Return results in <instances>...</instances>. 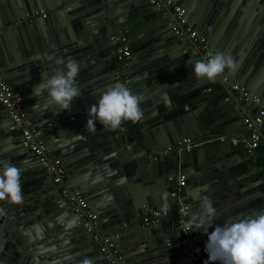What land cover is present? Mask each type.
<instances>
[{
	"label": "water",
	"instance_id": "1",
	"mask_svg": "<svg viewBox=\"0 0 264 264\" xmlns=\"http://www.w3.org/2000/svg\"><path fill=\"white\" fill-rule=\"evenodd\" d=\"M174 1L182 4L187 24L204 37L209 52L232 56L236 67L226 69L229 79L258 103L243 110L244 103L226 100L219 82L206 92L213 85L195 78L192 66L203 55L192 54L191 41L181 43L167 26V7L147 0H0V74L14 92L22 91L33 128L125 264H172L164 240L174 231L181 236L173 224L180 203L189 206L190 220L204 197L231 186L230 191H238L239 214L221 219L222 211L216 210L209 232L217 224L264 214V155L246 153L251 131L244 124L264 108V0ZM41 11L44 16L36 15ZM119 35L131 50L125 67L129 89L144 101L142 119L124 122L113 134L99 122L93 130L87 121L89 107L116 84L120 44L111 37ZM59 59H74L81 66L76 78L81 97L65 111L47 103L46 91L33 95L41 79L64 68ZM67 115L73 121L67 123ZM55 117L62 119L56 122ZM258 131L264 139V118ZM20 139L21 131L12 128L0 106V168L11 164L20 169L24 195L22 205L0 201V264H81L85 258L109 264L100 258L84 219L73 213ZM183 139L192 142L189 149L179 146ZM168 147L170 156L157 159ZM179 176L183 185L176 187ZM181 197L186 198L178 201ZM163 209L168 216L156 225L122 228L141 213ZM207 238L198 241L196 264L208 259Z\"/></svg>",
	"mask_w": 264,
	"mask_h": 264
},
{
	"label": "built area",
	"instance_id": "2",
	"mask_svg": "<svg viewBox=\"0 0 264 264\" xmlns=\"http://www.w3.org/2000/svg\"><path fill=\"white\" fill-rule=\"evenodd\" d=\"M147 2L157 8H169V15L165 14L166 24L171 28L181 43L187 44L188 41H191L189 51L192 54L201 53L204 60L212 54L208 51L204 37L199 34L198 30L187 24L184 9L174 0H147ZM39 14L42 16L45 15L42 11L36 13V15ZM26 19L30 21L31 17L27 16ZM111 39L120 44L116 49V57L120 65L114 73L115 82L129 87L130 78L125 72V67L126 62L131 56L130 47L125 43L126 38L124 35L113 36ZM215 81L216 83L213 81L210 82L213 85H217L218 82L221 83L225 87V91L230 94L226 100L233 97L231 94L235 93L237 97L233 98L239 103L256 104L259 102L257 97L249 96L243 85L230 80L226 71L223 76L217 78ZM211 87L207 88L206 92H211ZM0 106L11 121L12 128H17L21 131V147L33 154L34 160L39 163L44 171V175L52 180L63 199L72 206L73 213L84 219V229L91 234L92 241L98 249L100 258L107 260L109 264H125L117 250H115L113 241L106 235H103L102 231L98 230L97 217L87 210L88 205L85 199L77 190L71 187L66 178L67 172L64 166L48 149L46 143L41 138L40 131L33 128L32 122L24 107L22 96L13 91L10 85L2 78L1 74ZM263 118L264 108H261L255 116L244 120L247 129L251 131L250 138L245 146L248 155H253L259 149L264 150V140L258 131V127L261 125ZM59 120H61L60 117H55L56 122ZM68 121H73V117H68ZM111 131L116 133L118 129ZM179 146L189 149L192 146V142L189 139H183L179 142ZM172 151L170 147L163 149L156 154V158L162 159L170 156ZM183 181L184 177L179 176L176 187H181ZM171 196L175 197V193H172ZM177 200H185V197L178 198ZM188 212L189 206L185 203H180L176 207L173 214V224L181 228V236L167 237L164 240L167 257L172 264H180L186 259H189L191 264H196L200 259L197 253L198 241L204 240L205 234L202 230H192L188 233L184 227L189 222V218L187 217ZM140 216H142L140 219L139 217L131 219L129 224L135 223L136 225L139 223L142 227L156 225L168 216V212L164 209L149 210L147 214ZM123 227L126 228L127 225ZM118 237L116 235L115 238Z\"/></svg>",
	"mask_w": 264,
	"mask_h": 264
},
{
	"label": "clouds",
	"instance_id": "3",
	"mask_svg": "<svg viewBox=\"0 0 264 264\" xmlns=\"http://www.w3.org/2000/svg\"><path fill=\"white\" fill-rule=\"evenodd\" d=\"M56 62L64 65V68L57 69L46 80L41 79L33 88V95L40 96L46 91L48 104L56 105L61 111L70 110L72 102L81 97L76 79L81 66L74 59H69L66 63L63 59ZM192 66L195 78L207 81H215L223 76L226 69L233 71L236 67L232 56L222 52L211 54L205 60H197ZM130 83L131 79L129 87L120 83L108 87L98 102L89 107L87 125L94 130L99 122L103 128L115 130L124 122L140 121L143 117L140 105L144 97L139 93H133L129 89ZM102 180V176L96 177V182ZM164 198H167L166 193ZM4 200L14 205L24 203L21 171L11 164H4L0 168V201ZM215 219L216 209L212 201L204 197L200 212L192 213L191 219L184 225L188 233L192 230H202L207 235L205 252L208 259L204 264H264V214L225 222L222 226L217 224L209 232L208 229ZM81 264H93V261L85 258Z\"/></svg>",
	"mask_w": 264,
	"mask_h": 264
},
{
	"label": "crops",
	"instance_id": "4",
	"mask_svg": "<svg viewBox=\"0 0 264 264\" xmlns=\"http://www.w3.org/2000/svg\"><path fill=\"white\" fill-rule=\"evenodd\" d=\"M178 5H180L182 8H183V6H182V4H178ZM165 18H166V15H165ZM186 57H188V56H186ZM21 70H23L24 72H26V68H21L20 70H19V72H22ZM213 82H215L216 83V81H213ZM215 86V84L213 85V87ZM213 87H212V89H213ZM226 90V89H225ZM22 91L21 90H19V93H21ZM226 92V91H225ZM208 93H212V90H211V92H208ZM230 94H228L227 92H226V96H229ZM233 97H237L236 96V94L234 93V94H231ZM250 104V103H249ZM189 109L190 110H193V112L195 111V107L194 106H191V107H189ZM235 109H237V108H235ZM249 109V106H248V104H245L244 106H243V110H248ZM68 117H71V116H68L67 115V123H69V121H68ZM61 118V117H60ZM62 119V118H61ZM74 119V118H73ZM60 121V120H59ZM113 134H114V132H112ZM262 137V136H261ZM262 139H263V137H262ZM264 140V139H263ZM258 151H261L262 153H263V155H264V150H258ZM264 162V161H263ZM195 188V187H194ZM233 187L231 186V187H228V188H226V189H224V190H222V191H220L219 193H217V194H214L212 197H211V201H212V204H213V206L215 207V209L217 210V211H222L221 212V219H223V218H225V217H227V215H230V216H232V217H236V215H238L239 214V211H240V209H241V206H243V205H241V201L239 200L240 198H242V195L238 192V191H230L231 189H232ZM198 193H196V195H197ZM186 198V197H185ZM86 200V199H85ZM187 200V199H186ZM241 205V206H240ZM141 215H142V213H141ZM142 216H139V219L141 218ZM137 218V217H136ZM125 225H127V227L126 228H124V227H122L123 229H127L128 227H130V226H133V225H135V223H132V224H125ZM124 226V225H123ZM174 236H177L176 234L177 233H175V231H174ZM117 235L119 236V233H117ZM206 236V235H205ZM199 261H200V259H199ZM198 261V262H199Z\"/></svg>",
	"mask_w": 264,
	"mask_h": 264
},
{
	"label": "flooded vegetation",
	"instance_id": "5",
	"mask_svg": "<svg viewBox=\"0 0 264 264\" xmlns=\"http://www.w3.org/2000/svg\"><path fill=\"white\" fill-rule=\"evenodd\" d=\"M205 238H206V236H205Z\"/></svg>",
	"mask_w": 264,
	"mask_h": 264
}]
</instances>
